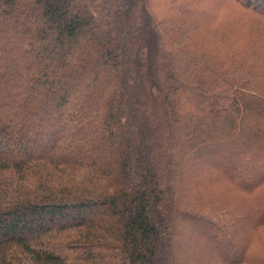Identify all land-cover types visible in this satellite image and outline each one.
Segmentation results:
<instances>
[{"label":"trees","instance_id":"trees-1","mask_svg":"<svg viewBox=\"0 0 264 264\" xmlns=\"http://www.w3.org/2000/svg\"><path fill=\"white\" fill-rule=\"evenodd\" d=\"M148 1L0 0V264H182L179 218L226 239L262 211L264 6L215 1L240 11L215 49L201 1L165 25Z\"/></svg>","mask_w":264,"mask_h":264},{"label":"rangeland","instance_id":"rangeland-1","mask_svg":"<svg viewBox=\"0 0 264 264\" xmlns=\"http://www.w3.org/2000/svg\"><path fill=\"white\" fill-rule=\"evenodd\" d=\"M198 1H201L200 5L188 4V5H184V7L187 10L191 9V11H193L192 13H198L201 17H203L201 21L202 24L204 25V28L201 27V29L203 32L205 31L208 35H205L202 31L199 32L195 31L191 33V35L189 36L197 41L199 36L201 35L202 39L206 40L207 42L210 43L214 42L215 44L214 43L210 44L211 48L216 49V46L217 47H221V45L224 46L223 44H220L219 41L222 40V38L226 37L227 35V31H226L227 21L229 17H233V16H237L238 18H240V11L238 7H236V5L237 4L245 5L243 1L246 0H231L234 2L236 1L237 4H230V5H217L215 3V1L217 0H198ZM163 2L170 4L163 5L162 4ZM185 2L186 0H149L148 7L154 17V20L155 21L161 20L162 21L161 25H163L164 23L166 24V21H168V20H164V15H172L173 18L177 17L178 19L183 17L180 15V13L183 15L184 11H180V13L177 11L181 10L178 8V6L181 7L182 4ZM251 2L252 5L264 6V0H251ZM158 3L160 5H158ZM239 21L240 20H237L235 23H238ZM177 25L181 28V25L179 24ZM194 28L196 29L195 26L190 27V29H194ZM234 28L235 30H238V27H234ZM240 29L245 31L247 30L246 28H241V27ZM231 31H233L232 28ZM216 123H220V122L216 120ZM218 128H220V126ZM209 129H211V127L207 128V130ZM191 144L194 145L196 143L192 142ZM36 145L37 143L33 144L32 145L33 148H36ZM196 145L198 146V144ZM185 147L186 146H183L182 148ZM215 164L216 163H212L208 159L202 160L195 158V159H191L190 161L184 159L183 162L181 163V168H180V170H183V173L182 171H177L176 173L177 177L175 178L177 180L182 178L184 183L187 182L192 183L190 190H192L191 194L194 196L195 193L198 194L199 190L202 191V189L197 187L200 186V180L198 176H200L201 173H206L209 170V168L211 167L214 168ZM217 168L222 169V166L219 165L217 166ZM238 180L239 178L238 176H236L235 181ZM240 181H243V179L240 178ZM208 185H209V189L212 190V183L209 182ZM211 192L212 191H210L209 194ZM211 199L215 200L213 193L211 195ZM255 206L256 205L254 204L251 210L241 211L235 215L238 218H240L239 216H244V214H246L248 218L242 221L240 224L234 225L233 226V228L235 229L234 233H229L226 239L225 238L218 239L217 234L211 231L205 233V235H203L204 239H202V227L198 226V224L193 222H187V225H184L183 223L185 219L183 217L179 218L182 219L183 222L182 224L176 223V229L174 231L178 239L176 241V246L178 247L181 253L183 252L185 253L182 258V264H198V263L206 264L208 262H212L213 258L215 259V256L222 258L226 256H231L233 253L234 256H236L237 252H234L233 250L235 248H238L239 244H241L242 238L246 234L250 224L256 221V219L259 216L264 215V206H262V211L260 213L258 212L259 207H255ZM232 237H234V239H232ZM229 241L232 242H230L229 244ZM248 246L249 249L247 250V255L249 259L244 264H264V225L259 230L253 231V239L252 242L248 244Z\"/></svg>","mask_w":264,"mask_h":264}]
</instances>
